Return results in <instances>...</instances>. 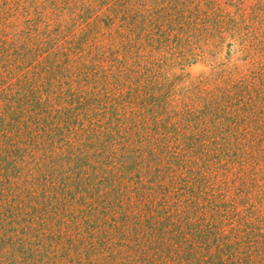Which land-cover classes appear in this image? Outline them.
<instances>
[{"label":"trees","instance_id":"16d2710c","mask_svg":"<svg viewBox=\"0 0 264 264\" xmlns=\"http://www.w3.org/2000/svg\"><path fill=\"white\" fill-rule=\"evenodd\" d=\"M142 1L0 0V264H58L62 258L69 264H264V235L253 221L242 222L243 230L233 228L231 218L239 214L224 211L214 198L205 201L203 213L196 208V215L182 212V194L178 207L166 208L158 197L168 200L167 188L147 186L165 178L162 169L173 170L163 165L169 157L161 143L168 134L178 140L198 134L199 126L212 120L207 115L213 106L197 112L171 109L167 98L175 89L154 86V78L164 74L168 62L183 63L192 40L219 37L222 21L213 16L209 33L202 25L209 19H201L198 10L178 14L181 37L170 41L172 29L163 30L165 22L157 23L153 10L143 11ZM47 13L52 18L45 25L53 27L45 36L51 38L48 52L41 48L34 55L37 61L45 54L39 65L48 73L43 100L33 80L24 78L33 52L23 42L40 35L36 26ZM117 23L121 39L114 54L120 51L132 62L110 61L119 74L135 80L131 90L139 95L107 105L85 87L92 75L105 79L100 74L108 72L102 68L108 61L104 55L111 57L113 50L102 45L112 40L110 29ZM171 43H178L176 52L169 47L161 62L153 58ZM71 54L82 55L75 63L82 66L78 72L67 69ZM159 89L165 92L154 94ZM196 146L193 141L187 148L195 154ZM247 212L254 218L252 210ZM225 220L231 221L224 225ZM105 253L110 262L97 257Z\"/></svg>","mask_w":264,"mask_h":264},{"label":"rangeland","instance_id":"374dc122","mask_svg":"<svg viewBox=\"0 0 264 264\" xmlns=\"http://www.w3.org/2000/svg\"><path fill=\"white\" fill-rule=\"evenodd\" d=\"M211 2L215 7H211ZM140 4L141 2L139 6ZM142 9L146 13L153 10L155 17L157 19L160 17L157 23L165 22V24L161 23L163 30L172 29L170 41L172 39L175 41L174 37H181L175 22L178 14L186 16L189 12L196 13L198 10L201 19L205 16L206 20L209 19L202 24L208 32L217 18L213 16H220L222 21V34L219 37L211 39L205 36L200 42L192 40L189 46L193 54L187 55L183 63L179 62L180 60H173V64L168 62L167 69L163 68L164 74L154 78V86L157 82L164 88L175 89L172 96L167 98L171 109L182 108L183 111L197 112L202 110L205 104L212 103L213 106L210 107L211 111L207 115L212 120L199 126L198 134L195 133L196 131L187 133L189 137L181 135L179 140L175 138V134L173 136L168 134L167 140L161 143L169 157L163 159V165L166 163L165 166H173V170L162 169L160 174H165V178L150 182L147 186L153 191L159 184L161 191L164 192L167 188L168 200L158 197L160 203L166 202V208L178 207L177 195L182 194L184 202L180 208L183 213L195 214L196 208L202 212L207 206L205 201L214 198L221 203V207L226 206L223 208L224 211L235 210L239 214V217L230 220L233 228L243 230L244 222L253 221L251 226L257 228L256 232L260 235H264V219H262L264 202H260V199H264V0H153V2L144 0ZM46 15L45 22L36 26L40 35L23 42L27 45V50L33 52V60H30L31 66L28 69L30 75L23 76L25 79L33 80V88L39 92L43 100L47 95L42 90V85L48 73H42L39 65L46 62L45 54L42 53L37 61L34 55L41 48L43 52H48L51 38L47 37L46 41L45 36L53 27L45 25L48 24L50 13ZM162 15H166L163 20ZM229 20L234 21V26L232 23L227 24ZM120 25L117 23L110 29L112 40L106 39L107 43L104 42L102 45L103 48L110 47L113 50L111 57L108 53L104 55L108 61L102 68L108 69V72L105 74L100 70V74L105 76V79L92 75L89 77L91 85L85 87L91 89L94 95L101 96L99 99L104 97L107 105L116 103L118 97L129 94L139 95L131 90L136 85L135 80L125 77L124 73L119 74L117 67L110 61L116 59L122 61L120 64L126 65L132 62L129 58L126 61L120 51L117 55L114 54L120 46L118 40L121 38L115 34ZM192 29L193 32L198 31L199 26ZM80 31L79 28L76 29V36L81 33ZM103 33L109 32L105 30ZM127 39L128 37L123 35L122 41L125 42ZM108 43L110 46L105 45ZM146 43L147 36L141 45L144 47ZM169 47L176 52L178 43L160 48L159 50L162 51H157L153 58L161 62L163 56L167 57L165 51ZM188 47L179 50L184 53ZM126 51L128 52L129 49ZM80 56L82 55L77 57L71 54L69 59L72 63L67 64V69L72 67L70 69L74 72L75 69L76 72L82 69L80 63L75 64L81 60ZM85 59L89 60V56ZM44 68L47 72L49 65ZM66 89L67 87L61 91V95ZM140 90L142 91V88ZM164 92V89H159L155 90L154 94L161 95ZM141 97L144 96L137 99ZM147 106L151 107V105ZM218 115L220 117L215 119ZM193 141L198 145L194 148L195 154L187 148ZM170 181L176 183L172 185ZM128 186L134 187V185ZM129 190L130 188L127 191ZM131 203L136 204V200H132ZM250 210L254 212L255 219L249 218L250 213L247 211ZM230 221L225 220L224 225ZM261 238L262 236H259L256 239ZM107 256L105 253L97 257L110 262ZM67 261L62 258L58 264H69Z\"/></svg>","mask_w":264,"mask_h":264}]
</instances>
